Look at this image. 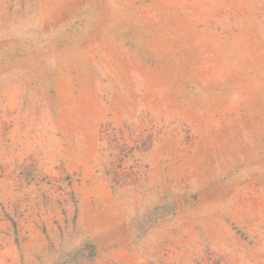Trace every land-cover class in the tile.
I'll list each match as a JSON object with an SVG mask.
<instances>
[{
  "label": "rangeland",
  "instance_id": "rangeland-1",
  "mask_svg": "<svg viewBox=\"0 0 264 264\" xmlns=\"http://www.w3.org/2000/svg\"><path fill=\"white\" fill-rule=\"evenodd\" d=\"M0 264H264V0H0Z\"/></svg>",
  "mask_w": 264,
  "mask_h": 264
}]
</instances>
